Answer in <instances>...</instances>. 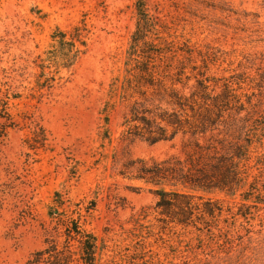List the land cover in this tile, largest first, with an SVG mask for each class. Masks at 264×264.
<instances>
[{
	"label": "rangeland",
	"instance_id": "rangeland-1",
	"mask_svg": "<svg viewBox=\"0 0 264 264\" xmlns=\"http://www.w3.org/2000/svg\"><path fill=\"white\" fill-rule=\"evenodd\" d=\"M135 1L0 0V264H80L77 240L47 214L55 193L63 213L81 207L96 264H264V0H145L151 70L167 88L142 111L179 125L155 143L125 124L141 100L121 86ZM74 26L83 53L37 90L51 33ZM139 159L180 161L207 190L137 179ZM160 188L189 197L188 225L173 221L177 207L159 213Z\"/></svg>",
	"mask_w": 264,
	"mask_h": 264
},
{
	"label": "trees",
	"instance_id": "trees-1",
	"mask_svg": "<svg viewBox=\"0 0 264 264\" xmlns=\"http://www.w3.org/2000/svg\"><path fill=\"white\" fill-rule=\"evenodd\" d=\"M135 11L136 28L131 35L128 48L129 63L121 86L127 96L138 94L141 100H135L131 104L129 117L125 120V124L127 129L130 130V134L140 136L150 143H155L172 139L179 129L175 126L176 124L179 125L178 121L170 119L165 112L153 114L145 108L142 111L144 104L154 102L152 98L147 97L148 91H151L153 96L160 97L162 94H166L167 87L163 83L164 80L154 77V71L151 70V59L157 52L151 51V45L148 46V33L153 26L151 25L152 19L145 8V0L135 1ZM50 38L51 43L40 59L39 71L34 79V87L39 91L45 88L50 89L57 80L56 75L59 71L70 69L86 46L84 29L80 26H74L69 31L56 28L51 33ZM171 94L172 105H180L181 95L177 94L173 88ZM105 120L108 119L105 118ZM167 127L172 129L168 132ZM130 166L135 168L136 178L147 183L159 185L161 181L172 178L173 182L180 183L191 190H207L204 186L205 181L188 179L189 177L183 172V165L180 161L169 165L168 160L161 162L151 160L149 162L139 159L133 161ZM216 186L220 187L222 185L218 184ZM156 195L158 196L156 207L159 213L172 217L173 207H177L179 213L175 215L173 221L183 226L189 224L193 213V205L188 196L167 191L163 188L158 189ZM64 204L60 194L55 193V197L47 207L48 216L61 223L65 234L69 238L77 240L79 263L96 264L99 249L97 238L85 228L82 221L81 207L76 203L77 210L75 213L72 211L71 214H65L63 213L65 211ZM93 206L92 201L91 207L86 206L84 210L88 213L93 210ZM206 212L213 214L215 210L213 208L207 209Z\"/></svg>",
	"mask_w": 264,
	"mask_h": 264
}]
</instances>
